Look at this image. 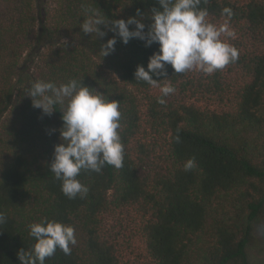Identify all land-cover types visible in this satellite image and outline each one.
I'll return each mask as SVG.
<instances>
[{"label": "trees", "instance_id": "16d2710c", "mask_svg": "<svg viewBox=\"0 0 264 264\" xmlns=\"http://www.w3.org/2000/svg\"><path fill=\"white\" fill-rule=\"evenodd\" d=\"M153 7L156 0H0V264H20L17 252L34 243L28 226L42 220L73 226L77 239L70 255L57 249L45 264H124L106 223L128 212L139 221L141 264H264V0H202L209 22L228 19L239 58L211 75L168 65L155 85L134 71L147 70L157 43L124 44L104 25L103 37L80 29L88 9L109 21L139 11L147 32ZM113 36L114 51L101 56ZM70 79L119 102L124 146L122 168L81 171L88 193L74 199L49 167L62 113L45 115L27 95L33 82ZM167 83L175 92L159 104ZM190 158L195 167L185 171Z\"/></svg>", "mask_w": 264, "mask_h": 264}, {"label": "clouds", "instance_id": "9594fccd", "mask_svg": "<svg viewBox=\"0 0 264 264\" xmlns=\"http://www.w3.org/2000/svg\"><path fill=\"white\" fill-rule=\"evenodd\" d=\"M202 0H156L158 7L151 10V24L147 32L142 22L143 14L109 21L101 12L88 9V17L80 25L84 34L103 37L105 32L98 27L104 25L127 44L136 38L145 41V46L157 43L159 50L148 59L147 70L137 65L134 80L155 85L159 80L153 76H166L168 65L174 73L182 74L192 70L211 75L224 69L239 58V51L225 38L234 36L228 19L216 25L208 21L206 8H201ZM206 2V0H205ZM222 15L231 18L232 9L224 7ZM129 25L135 27L130 30ZM115 36L109 38L100 48L101 56L114 51ZM161 80V79H160ZM159 104L175 92L171 83L160 87ZM33 107L45 115L60 109L63 124L59 129L60 143L54 145L50 172L61 181V191L69 199L85 197L88 188L77 177L81 171L99 173L106 166L116 169L123 167L124 146L121 142L120 105L97 90L70 79L56 85L50 81L33 82L27 90ZM177 135L176 140L179 142ZM195 167L194 158L188 159L184 170ZM5 216L0 212V224ZM29 235L34 238L30 250L21 248L17 252L20 264H45L57 249L65 255L71 254L70 245L77 243L75 228L55 220H42L28 226Z\"/></svg>", "mask_w": 264, "mask_h": 264}, {"label": "rangeland", "instance_id": "374dc122", "mask_svg": "<svg viewBox=\"0 0 264 264\" xmlns=\"http://www.w3.org/2000/svg\"><path fill=\"white\" fill-rule=\"evenodd\" d=\"M50 5L53 1H49ZM237 35L230 39H236ZM226 41L229 38H225ZM196 71V70H195ZM156 91V88L153 90ZM213 108H219L216 102L212 103ZM144 107H141L140 115L144 118ZM146 121L144 119L143 124ZM107 233L115 240L118 255L124 264H141L147 261V255L144 250V243L139 234V221L134 212H128L111 217L106 223Z\"/></svg>", "mask_w": 264, "mask_h": 264}]
</instances>
